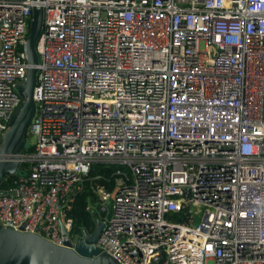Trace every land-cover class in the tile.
I'll list each match as a JSON object with an SVG mask.
<instances>
[{
  "label": "built area",
  "instance_id": "obj_1",
  "mask_svg": "<svg viewBox=\"0 0 264 264\" xmlns=\"http://www.w3.org/2000/svg\"><path fill=\"white\" fill-rule=\"evenodd\" d=\"M34 7L35 140L1 224L61 245L64 222L76 243L68 210L101 162L115 184L88 209L120 264H264V0H0V146Z\"/></svg>",
  "mask_w": 264,
  "mask_h": 264
},
{
  "label": "water",
  "instance_id": "obj_2",
  "mask_svg": "<svg viewBox=\"0 0 264 264\" xmlns=\"http://www.w3.org/2000/svg\"><path fill=\"white\" fill-rule=\"evenodd\" d=\"M43 22V8L34 7L29 33L24 43V50L29 67L26 77L19 85L18 91L23 101L16 109L10 127L3 136L0 146V185L6 174L18 170L16 155L28 145V129L36 113L34 87L37 81L39 54L37 40ZM20 175L26 173L18 170ZM105 222L97 219L93 233L87 231L74 243L69 237L68 228L61 223L63 244H56L37 232H27L0 222V264H120L108 253L102 252L97 241Z\"/></svg>",
  "mask_w": 264,
  "mask_h": 264
},
{
  "label": "trees",
  "instance_id": "obj_3",
  "mask_svg": "<svg viewBox=\"0 0 264 264\" xmlns=\"http://www.w3.org/2000/svg\"><path fill=\"white\" fill-rule=\"evenodd\" d=\"M29 146V145H28ZM117 166L106 163H94L91 171L85 178L82 188L76 192L71 208L68 210V217L73 220L71 235L73 238L81 237L85 231L93 233L96 228V214L88 209L90 203L99 202V195L96 192L98 186H104L111 190L115 184V170ZM100 206L97 204L96 207ZM100 210V208L98 207ZM101 218L106 216V210L100 211Z\"/></svg>",
  "mask_w": 264,
  "mask_h": 264
},
{
  "label": "rangeland",
  "instance_id": "obj_4",
  "mask_svg": "<svg viewBox=\"0 0 264 264\" xmlns=\"http://www.w3.org/2000/svg\"><path fill=\"white\" fill-rule=\"evenodd\" d=\"M34 140H35V139H32V138H31L30 141H29V144H31ZM105 210H106V213H105V214L107 215V213L109 212V207H106Z\"/></svg>",
  "mask_w": 264,
  "mask_h": 264
}]
</instances>
